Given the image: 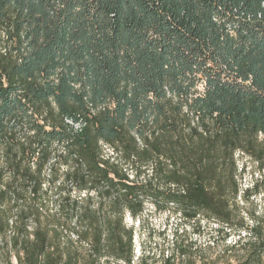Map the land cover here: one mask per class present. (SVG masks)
<instances>
[{
	"label": "trees",
	"instance_id": "obj_1",
	"mask_svg": "<svg viewBox=\"0 0 264 264\" xmlns=\"http://www.w3.org/2000/svg\"><path fill=\"white\" fill-rule=\"evenodd\" d=\"M240 156L264 171V0H0V264H146L148 203L264 264Z\"/></svg>",
	"mask_w": 264,
	"mask_h": 264
},
{
	"label": "rangeland",
	"instance_id": "obj_2",
	"mask_svg": "<svg viewBox=\"0 0 264 264\" xmlns=\"http://www.w3.org/2000/svg\"><path fill=\"white\" fill-rule=\"evenodd\" d=\"M257 179L264 185V171H259L249 158L240 156L237 215L249 225L255 223L254 215L264 224V191L248 201L243 193ZM124 222L133 230L136 263L145 259L146 264H237L235 260L229 262V251H225L238 238L236 228H223L203 215L188 220L180 213L162 211L148 203L142 216L133 218L126 213ZM177 243L186 246L187 255L178 250Z\"/></svg>",
	"mask_w": 264,
	"mask_h": 264
}]
</instances>
